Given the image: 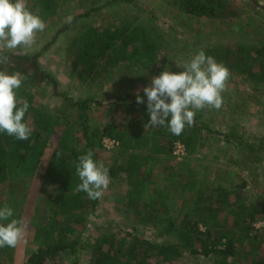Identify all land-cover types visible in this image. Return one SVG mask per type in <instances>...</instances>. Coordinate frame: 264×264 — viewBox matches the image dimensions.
I'll list each match as a JSON object with an SVG mask.
<instances>
[{"label": "trees", "instance_id": "1", "mask_svg": "<svg viewBox=\"0 0 264 264\" xmlns=\"http://www.w3.org/2000/svg\"><path fill=\"white\" fill-rule=\"evenodd\" d=\"M62 1L36 0V3L54 13ZM249 2L264 8L259 0ZM175 3L183 16L220 20L228 22L234 31L244 30L241 18L245 10L236 0H175ZM159 45L146 28L93 27L73 38L68 53L71 76L79 82L95 81L126 60L155 59ZM200 50L229 69L228 80L241 76L253 88H264V33L258 40L206 45L198 48L197 53ZM3 52L9 62L0 64V71L9 74L19 71L26 77L17 91V99L18 107L25 100L29 104L22 122L31 127L32 133L28 140H17L0 132V195L16 173L18 179L38 175L55 188L43 210L42 222L37 224L39 247L28 253L25 264H63L64 252L76 255L80 250L91 254V264H174L187 253L210 258L209 264H264V227L255 226L264 218V202L250 199L245 182L238 183L232 177L229 186L216 185L210 190L205 177H197L191 162L183 159L178 167H171L163 182L151 176L155 164L173 154L176 143L184 145V157L202 147L201 131L211 127L201 113H196L194 125H186L180 136L172 135L164 126L146 129L144 125L150 119L147 99L141 95L144 103L138 104L136 94H129L122 98L129 117L125 125L111 121L91 127L90 99H70L64 95L66 104L77 107L72 118L66 104L48 110L37 99L36 91L43 86L52 85L61 94L56 77L42 66V51L4 49ZM135 111L140 117L137 122L132 121ZM104 137L119 141L114 148L115 161L108 170L112 179L122 176L127 183L124 208L128 218L132 214L143 225L162 227V232L174 230L177 241L160 242L125 228L114 231L98 222L93 225L99 232L95 237L83 233V228L90 226L89 220L97 212L100 199L90 200L86 193L77 190L80 180L75 167L78 157L89 149L93 150V159L101 162L99 147ZM10 193L15 191L11 189ZM178 195L183 196L181 203L177 201ZM174 210L182 211L183 216H171ZM18 259L16 247L0 248V264H15Z\"/></svg>", "mask_w": 264, "mask_h": 264}, {"label": "rangeland", "instance_id": "2", "mask_svg": "<svg viewBox=\"0 0 264 264\" xmlns=\"http://www.w3.org/2000/svg\"><path fill=\"white\" fill-rule=\"evenodd\" d=\"M236 1L245 10L241 18L244 26L242 31H234L228 22L183 16L175 0H64L54 13L43 9L36 0H26L28 9L40 16L46 28L37 34L36 43L31 48L20 50L27 53L42 51V66L56 77L57 90L61 93L55 92L52 85L43 86L36 91L37 99L48 110L65 105L64 95L70 99H90L91 127L111 121L125 125L129 117L122 98L136 94L139 90V94L147 99L142 89L151 84L152 77L164 70L176 73L184 71L176 62L182 64L197 54L198 48L206 45L258 40L263 37L264 8L251 5L249 0ZM259 1L264 5V0ZM68 16L78 19L67 27ZM99 25H126L130 30L146 28L160 42L156 58L126 60L95 81H77L71 76L68 62L70 45L75 36ZM221 95L223 104L219 110L205 107L196 112L201 113L211 127L201 131L204 136L202 147L186 157L173 151V154L155 164L151 176L163 182L165 175L172 168L178 167L180 160H189L195 175L202 179L205 177L208 189L216 185L229 186L234 177L238 183H246L250 199L263 204L264 88L255 89L241 76H235L226 82V90ZM66 105L69 118L75 117L77 107L69 102ZM133 115L132 121L137 122L140 117L136 111ZM232 130L236 133H230ZM99 148L101 162L109 168L115 161L116 150L105 149L102 145ZM11 189L15 193H10ZM127 189L122 176L116 179L110 176L109 186L100 198L97 212L90 218V226L83 228V233L95 237L99 232L93 225L98 222L114 231H123L125 228L160 242L177 241L174 230L162 232V227L143 225L132 214L128 218L124 208ZM54 192V186L47 185L40 176L18 179L17 173L1 189L0 204L10 206L14 211L13 218H22L25 226V236L16 246L20 259L15 264H25L28 253L38 249L40 239L37 236V224L42 222L43 210ZM178 196L177 201L181 203L183 196ZM170 214L179 218L183 216L180 210ZM62 255L63 264H91V254L86 250H80L76 255L66 252ZM209 262L210 258L194 257L187 253L174 264Z\"/></svg>", "mask_w": 264, "mask_h": 264}, {"label": "clouds", "instance_id": "3", "mask_svg": "<svg viewBox=\"0 0 264 264\" xmlns=\"http://www.w3.org/2000/svg\"><path fill=\"white\" fill-rule=\"evenodd\" d=\"M68 16L66 21L72 22ZM46 28L39 15L30 11L26 0H0V64H7L9 57L3 50L29 49L36 43L37 34ZM184 71H162L151 79V84L142 89L147 97V112L150 119L146 129L164 126L174 136H180L186 125H194L196 112L208 107L219 110L223 104L222 92L230 71L203 50L189 60L176 62ZM26 79L19 71L9 74L0 71V132H6L17 140H28L31 127L22 122L29 104L25 100L18 107L17 91ZM137 103L144 99L136 93ZM80 183L77 190L87 194L90 200L102 198L110 182L109 170L93 159V150L78 157L75 167ZM10 206L0 208V248H15L25 236L22 218H13ZM7 222V223H4Z\"/></svg>", "mask_w": 264, "mask_h": 264}, {"label": "built area", "instance_id": "4", "mask_svg": "<svg viewBox=\"0 0 264 264\" xmlns=\"http://www.w3.org/2000/svg\"><path fill=\"white\" fill-rule=\"evenodd\" d=\"M119 145V141L117 139L111 138V137H104L102 139V146L105 149L111 150L114 149ZM174 153L177 155H185L186 154V149L183 144L181 143H176L174 147ZM255 226L258 228L264 227V218L259 219L256 223Z\"/></svg>", "mask_w": 264, "mask_h": 264}]
</instances>
